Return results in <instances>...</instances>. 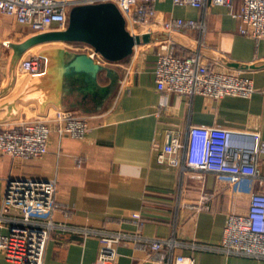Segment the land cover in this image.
Returning a JSON list of instances; mask_svg holds the SVG:
<instances>
[{
	"label": "crops",
	"instance_id": "crops-1",
	"mask_svg": "<svg viewBox=\"0 0 264 264\" xmlns=\"http://www.w3.org/2000/svg\"><path fill=\"white\" fill-rule=\"evenodd\" d=\"M240 5L241 0H235L237 9ZM155 9L162 21L200 19L202 12L172 0H157ZM205 21L204 37L194 29L174 33L191 44L177 37L154 39L138 44L132 55L117 63L122 84L103 112L92 119L84 137L62 133L58 122L51 120L56 109L49 107L45 113L50 129L48 151L43 156L23 159L0 153V203L11 177L57 180L55 226L43 264H97L100 239L92 231L101 230L132 236L116 246L110 264H150L148 251L134 242L138 233L148 238L177 237L181 245L176 253L193 256L195 264H264V258L219 249L231 204L228 188L215 173L183 169L157 158L168 131L185 138L190 125L246 134L256 131L264 139V38L240 33L238 19L224 5L210 4ZM33 34L27 25L0 11V104L13 98L28 77L20 64L31 56L27 54L32 48L15 66L12 44ZM161 41L172 44L179 54L193 53L198 50L195 46L207 49L206 58L216 69L251 79L255 90L248 96L219 98L159 90L154 69ZM33 103L20 105L19 116L0 121V129L45 118ZM258 162L261 172L254 190L264 193L263 155ZM205 194L208 199L204 201ZM241 199L247 202L245 195ZM134 212L144 220L139 231L131 220ZM18 219L14 211L6 214L0 233H8ZM0 264L19 263L0 251Z\"/></svg>",
	"mask_w": 264,
	"mask_h": 264
},
{
	"label": "built area",
	"instance_id": "built-area-1",
	"mask_svg": "<svg viewBox=\"0 0 264 264\" xmlns=\"http://www.w3.org/2000/svg\"><path fill=\"white\" fill-rule=\"evenodd\" d=\"M95 1H113L122 11L133 35L194 29L204 37L208 7L218 4L226 6L238 19L240 33L256 39L264 38V0H241L238 9L235 0H172L176 5L201 9V18L164 21L157 16V0H0V11L39 33L66 28L73 5ZM206 50L179 54L172 44L161 41L154 69L158 89L216 98L226 94L248 96L253 93L255 88L251 79L216 69L207 60ZM20 67L28 76L41 73L45 69V60L34 54L24 59ZM45 116L0 129V153L23 159L43 156L48 151L50 131L48 116ZM94 117L77 111L56 110L51 120L58 122L62 133L82 138L90 130ZM261 155L264 156V139L259 132L246 134L216 126L190 125L185 138L174 130L168 131L167 141L158 149L157 158L161 163L183 169L215 173L228 188L231 204L219 249L264 258V193L254 190L261 172L258 162ZM56 191V179L11 177L7 180L0 203V226L4 225L6 214L13 211L19 214L9 232L0 233V251L8 260L19 264H43L50 231L55 226ZM243 195L247 202L241 199ZM207 199L208 196L203 195L202 200ZM204 207L208 208L207 205ZM131 220L138 231L141 230L142 214L132 213ZM92 232L100 239L97 264H110L116 257V246L132 237L122 231ZM134 242L148 251L150 264H195L193 256L176 253L181 242L175 236L148 238L138 233Z\"/></svg>",
	"mask_w": 264,
	"mask_h": 264
},
{
	"label": "water",
	"instance_id": "water-1",
	"mask_svg": "<svg viewBox=\"0 0 264 264\" xmlns=\"http://www.w3.org/2000/svg\"><path fill=\"white\" fill-rule=\"evenodd\" d=\"M174 37L184 39L169 32L133 35L113 1L73 5L66 28L35 33L21 43H13V63L16 66L28 49L48 43H80L89 49L68 45L41 47L38 54L45 60L44 71L29 75L18 93L0 104V121L17 118L20 105L30 102L37 103L40 114H45L49 107L85 115L100 114L122 84L123 76L116 64L132 55L135 45Z\"/></svg>",
	"mask_w": 264,
	"mask_h": 264
},
{
	"label": "rangeland",
	"instance_id": "rangeland-1",
	"mask_svg": "<svg viewBox=\"0 0 264 264\" xmlns=\"http://www.w3.org/2000/svg\"><path fill=\"white\" fill-rule=\"evenodd\" d=\"M45 45H63V46L68 45L70 47H73V48H76V49H79V50H88L89 49L86 45L80 44V43L54 42V43H48V44H45ZM45 45H41V46H37V47L32 48V50L28 52L27 56L38 54V52L41 49V47H43ZM102 80L104 81V78H102ZM33 105L38 106L37 103H35V102L33 103ZM27 107H29V106H27Z\"/></svg>",
	"mask_w": 264,
	"mask_h": 264
}]
</instances>
